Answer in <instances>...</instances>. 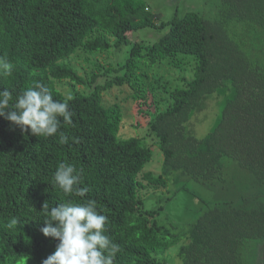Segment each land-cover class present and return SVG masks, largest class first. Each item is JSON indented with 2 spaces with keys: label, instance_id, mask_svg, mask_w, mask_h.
<instances>
[{
  "label": "trees",
  "instance_id": "trees-1",
  "mask_svg": "<svg viewBox=\"0 0 264 264\" xmlns=\"http://www.w3.org/2000/svg\"><path fill=\"white\" fill-rule=\"evenodd\" d=\"M219 1L214 19L189 11L156 23L158 14L144 0H0V56L14 65L10 75H0V90L8 89L15 103L40 82L73 113L71 124L60 118L67 144L59 142V132L36 137L0 117V264H42L58 244L40 231L48 218L43 204L55 207L70 199L94 200L107 217L105 234L120 248L113 264H159L156 257L173 246L182 264H244V242H264L259 199L208 205L183 231L158 219L174 191L153 209L137 198L141 189H165L181 176L213 186L224 180L223 158L264 186V0ZM143 27L166 31L152 44L134 42L117 66L91 60L94 52L129 44V33ZM80 57L95 73L87 79L69 62ZM164 60L174 68L191 65L192 79L171 87L163 75L152 77L148 69ZM56 81L93 85L88 94L65 98ZM115 86H127L133 101L150 97L153 103L147 130L162 154L157 175L143 170L151 146L140 137L118 135L121 107L105 105L102 98ZM161 88L167 97H156ZM213 94L223 99L220 115L197 138L188 124ZM61 162L83 170L84 197L53 185ZM13 217L18 224L9 228Z\"/></svg>",
  "mask_w": 264,
  "mask_h": 264
},
{
  "label": "rangeland",
  "instance_id": "rangeland-1",
  "mask_svg": "<svg viewBox=\"0 0 264 264\" xmlns=\"http://www.w3.org/2000/svg\"><path fill=\"white\" fill-rule=\"evenodd\" d=\"M147 9L151 13H157L156 23H166L173 16L178 18L186 12L193 11L199 15L214 19L219 13V0H144ZM166 31L164 28L143 27L128 35L130 43L119 48L111 47L107 51L94 52L91 54V60H97L102 66H117L128 56L131 45L134 42L149 45L156 42ZM72 67L77 70L83 78L87 79L95 74L90 65L86 64L82 57L69 61ZM93 62V61H92ZM106 64V65H104ZM148 72L155 78V74L163 75L171 87L183 85L182 79H192V66L185 68H174L170 66L169 60L162 61L159 65L148 69ZM90 73V74H88ZM100 76L96 81L102 84L109 77ZM112 75V74H111ZM70 83V82H69ZM55 85L65 98L73 94H88L91 91L87 84L73 86L65 81H56ZM70 85V86H69ZM71 87V88H70ZM71 89V92L69 93ZM130 90L127 86H115L103 93V102L105 105L118 103L122 110V127L118 132L120 137L136 136L144 140L147 146H151L152 157L143 170L151 171L154 175L160 173L162 154L155 146L153 137L148 133L147 123L153 116L154 108L150 97L146 103H139L129 98ZM156 97H167V93L162 88L156 91ZM204 102L203 108L195 114L188 124V129L197 138L204 137L214 126L216 119L220 115L223 99L216 97L215 94ZM166 105V103L164 104ZM160 109H164L161 107ZM225 165L224 180L215 183L213 186L206 183H200L187 176H181L178 183L170 181L165 189L157 187H146L139 191L137 198L142 199L146 209H153L158 206L157 201L160 197L168 196L170 192H175L173 198L162 204L163 210L159 213L158 219L161 223H176L178 230H187L197 215L205 207L216 202L240 203L242 199H256L264 205V186L255 183L251 174L239 169L235 162L228 158H223ZM155 193V194H153ZM151 196V197H150ZM177 246L169 248L163 254L156 258L159 264H182L176 256ZM240 259L244 264H264V242L259 240H246L240 252Z\"/></svg>",
  "mask_w": 264,
  "mask_h": 264
},
{
  "label": "clouds",
  "instance_id": "clouds-1",
  "mask_svg": "<svg viewBox=\"0 0 264 264\" xmlns=\"http://www.w3.org/2000/svg\"><path fill=\"white\" fill-rule=\"evenodd\" d=\"M13 67L6 56H0V75H10ZM12 100L8 89L0 90V117L19 127L22 133L47 138L57 135L61 117L63 122L72 123L68 103L54 99L49 87L40 82L24 90L15 103ZM68 140L65 133L59 132L61 144ZM82 171L61 162L53 175V185L65 195L84 197L88 188L80 187ZM43 211L48 218L40 231L45 237L58 240V244L42 264H113L120 248L105 234L107 217L97 212L94 200L78 203L70 199L55 207L45 202ZM18 221L13 217L8 227L17 226Z\"/></svg>",
  "mask_w": 264,
  "mask_h": 264
}]
</instances>
